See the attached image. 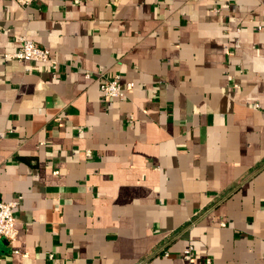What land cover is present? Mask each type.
Here are the masks:
<instances>
[{
	"label": "crops",
	"instance_id": "crops-1",
	"mask_svg": "<svg viewBox=\"0 0 264 264\" xmlns=\"http://www.w3.org/2000/svg\"><path fill=\"white\" fill-rule=\"evenodd\" d=\"M0 200V264H264V0H0Z\"/></svg>",
	"mask_w": 264,
	"mask_h": 264
},
{
	"label": "built area",
	"instance_id": "built-area-1",
	"mask_svg": "<svg viewBox=\"0 0 264 264\" xmlns=\"http://www.w3.org/2000/svg\"><path fill=\"white\" fill-rule=\"evenodd\" d=\"M21 7L30 6L35 0H13ZM18 49L11 54H7V58L15 59L23 62H35L45 64L49 67L52 78L56 77L57 63L52 59L50 52L46 48L38 46L36 43L24 38L17 37ZM132 89L131 83L124 87L118 82V77L105 80L100 84V90L106 99L122 98L126 91ZM16 203L14 201L0 200V237L12 243L17 236L16 223L14 218V209ZM193 247L189 245L183 252V257L187 261L191 259Z\"/></svg>",
	"mask_w": 264,
	"mask_h": 264
}]
</instances>
